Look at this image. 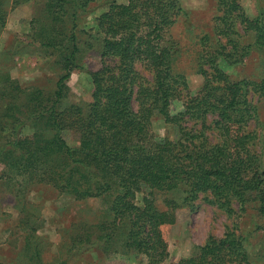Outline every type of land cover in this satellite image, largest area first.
I'll use <instances>...</instances> for the list:
<instances>
[{"label":"trees","instance_id":"16d2710c","mask_svg":"<svg viewBox=\"0 0 264 264\" xmlns=\"http://www.w3.org/2000/svg\"><path fill=\"white\" fill-rule=\"evenodd\" d=\"M94 1L47 0L44 13L32 19L30 42L57 54L63 71L52 92L23 87L8 72L0 77L4 184L17 195L47 184L77 200L110 192L114 197L97 229L74 236L72 246L121 242L147 264L165 261L162 227L175 224L177 211L196 201L233 216L253 200L264 218V149H257L251 128L258 117L253 97L264 96V77L232 79L221 67L254 48L264 52V10L251 17L241 0H216L217 39L205 34L199 40L193 63L204 82L194 91L177 66L182 48L172 30L183 11L179 0L113 1L92 27L102 65L88 70L91 99L66 105L67 80L84 68V48L96 46L86 38L82 47L75 24L78 10ZM247 34L254 41L244 45ZM156 115L175 127V137L153 132ZM156 192L166 194L165 208L156 203ZM26 238L34 248L30 264H66L45 263L35 243L41 237ZM244 241L235 226L210 236L178 264H252Z\"/></svg>","mask_w":264,"mask_h":264},{"label":"rangeland","instance_id":"374dc122","mask_svg":"<svg viewBox=\"0 0 264 264\" xmlns=\"http://www.w3.org/2000/svg\"><path fill=\"white\" fill-rule=\"evenodd\" d=\"M113 1L126 0H95L77 12L75 24L82 47L86 38L96 46L84 48L79 63L85 69L75 68L67 80L69 88L63 100L66 105L86 104L91 99L94 86L88 70L98 69L102 65L98 41L91 35L95 33L92 27L96 18L108 10ZM46 2L47 0H0V77L8 72L23 87L37 86L46 92H52L63 73L61 64L56 63L59 57L51 54L39 42H30L29 36L32 19L44 13ZM179 2L183 11L172 30L182 48V58L178 60L177 66L185 72L190 88L196 91L203 84L204 76L197 71L193 63L194 56L203 35L208 34L212 39H217L213 31L217 2ZM241 3L251 17L264 10V0H241ZM72 10L71 8L69 16L73 13ZM241 40L243 44H248L254 38L252 34H247ZM221 67L232 79L261 80L264 77V52L254 48L242 61L234 64L222 61ZM253 99L258 108V117L251 122V128L258 135L256 146L260 150L264 149V96L255 95ZM152 129L161 136H176L175 127L161 115L153 117ZM25 130L29 132L31 128ZM4 142L5 139L0 136V147ZM2 170L3 165L0 163V174ZM6 180L7 178H0V261L30 264L34 248L31 242L27 244L26 236L28 233H35L41 237L42 242L36 239L35 243L39 242L37 246L42 248L45 263L59 260L66 261V264H147L143 256L125 250L121 242L111 248L99 243L88 244L86 248L72 246L74 236L83 235L89 226L97 229V223L107 214L109 203L114 197L110 192L77 200L71 194L61 193L50 185L34 184L17 195L4 184ZM165 198L166 194L156 192V203L162 208L166 207ZM141 200L142 194L138 196V201ZM235 208L238 209L237 205ZM259 212L258 203L253 200L233 216L205 200L196 201L193 208H180L177 211V222L162 227L169 249V255L162 264H178L181 258L193 255L196 248L210 236H222L235 226L245 239L252 264H264V218Z\"/></svg>","mask_w":264,"mask_h":264}]
</instances>
